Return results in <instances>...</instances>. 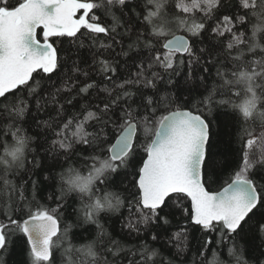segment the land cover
I'll return each mask as SVG.
<instances>
[{
    "label": "snow or ice",
    "instance_id": "snow-or-ice-1",
    "mask_svg": "<svg viewBox=\"0 0 264 264\" xmlns=\"http://www.w3.org/2000/svg\"><path fill=\"white\" fill-rule=\"evenodd\" d=\"M225 8L236 11L218 16ZM97 13L111 16L113 23L104 24ZM122 17L128 21L135 17L150 28L147 32L138 31L135 41L128 45L130 50L136 49L132 64L138 71L134 79L116 85L121 92L105 103L99 114L89 111L82 121L74 124L69 119L54 131L56 139L51 141L50 149L53 152L63 150L67 156L74 144L93 150L86 175L72 167L60 174L64 187L59 199L69 193L77 195L80 203L77 221L95 225L97 239L106 234L100 215L119 213L127 201L128 211L134 209L138 217L135 224L130 221L127 227L137 233L138 224L146 229L150 225L160 228L169 224L168 217L179 211L188 224L172 233L170 242H176L178 253L184 252L189 228L198 230L201 235L196 238V245L201 264H264V260L253 262L245 258L253 242L258 240L264 246V184L255 179L258 176L264 181V44L261 43L264 0H0V109L14 121L5 132L6 135L10 132L12 143L0 141V164L4 165L0 167V195L7 191V208L12 209L10 201L16 191L8 176L14 169H23L27 154L35 151L29 147L35 138L15 123L23 121L28 112L24 93L33 95L41 87V81L50 80L66 59L59 55L54 38L67 39L76 49L85 47L82 37H91L95 43L99 34L119 44L115 35ZM253 19L255 23H251ZM210 20H215L211 28L212 48H200L199 52L224 57L219 62L216 58L211 60L221 83L213 85L197 101L203 108L189 109L178 104V95L160 91L157 82L163 81V77L159 72L151 71V78L145 73L159 67L169 74L166 84L175 87L171 76L176 74L177 67L185 65V60H177L179 54L188 57L186 79H193L194 67L200 64L201 57L190 37L200 39ZM246 23L250 24V36L247 31L236 30L237 25ZM131 31V27H126L123 35ZM144 49L148 57L141 55ZM99 63L105 76L117 72L107 60ZM203 72H209V68H203ZM37 73L45 75L36 80ZM199 79L203 84L205 77ZM92 87L93 84H87L80 91L87 92ZM128 87L136 91L125 90ZM62 90L67 89H57ZM146 90L152 94L146 95ZM103 91L111 95L113 89ZM218 93L228 98L216 100ZM134 97L139 99L136 107L132 106ZM214 107L230 108L231 113L227 114L244 125L238 159H230L226 153L213 149L212 121L204 109L212 115ZM141 110L144 115H138ZM110 112L113 115H108ZM89 121L98 126L97 131H86ZM73 126L75 130L69 135ZM109 129L115 134L111 143ZM138 134L144 142L137 143ZM17 161L18 164L14 163ZM129 175L135 189L128 192L130 198L111 190L124 187ZM19 201L21 206L13 211L20 219H13L12 213L6 211L7 223L0 222V264H5L3 254L15 242L13 237L26 238L25 264H55L57 251L62 264H100L96 240L77 247L70 239L74 225L61 228L59 204L51 209L44 205L33 209L35 196L27 201L22 190ZM151 239L157 241L159 234L152 233ZM213 243L221 251L226 249L227 259L217 250H213L210 260L207 258V250ZM107 251L116 255L111 248ZM157 255V250L144 244L139 264H154ZM103 264H108L106 259Z\"/></svg>",
    "mask_w": 264,
    "mask_h": 264
},
{
    "label": "trees",
    "instance_id": "trees-1",
    "mask_svg": "<svg viewBox=\"0 0 264 264\" xmlns=\"http://www.w3.org/2000/svg\"><path fill=\"white\" fill-rule=\"evenodd\" d=\"M125 11L127 12L128 10L126 9ZM137 11H140V8H137ZM233 11H236V9L225 8L221 13H217V15L228 14ZM241 14H243L242 10ZM97 15L101 16L104 24L110 26L113 23L111 16H104L102 13H97ZM116 15L119 16L120 13L117 11ZM121 19L122 25L117 27V34L115 35V40L120 41L119 44L104 34H99L95 37V43H93V38L91 37H82L85 47L76 49L70 46L67 39L59 40L54 38L53 42L58 49L59 55L62 58L66 57V59L61 64L57 73L51 76L50 80L41 81V87L33 95L28 96L26 92L24 93V99L28 102V112L23 121L17 120L15 123L17 126L22 125L26 129L27 135L35 138L29 146L30 149H34L35 151H29L23 169H14L8 176V179L16 185V191L12 194L10 201L12 209L7 208V203L9 202L7 191L0 195V222L7 223L6 211L12 213L13 219H20L19 214H16L13 209L21 206L19 196L22 190L27 201H32L33 196H35V201L32 203L33 209L38 205H44L51 209L56 208L59 204L61 206V228L63 229L68 224L74 225L70 233V239H72L77 247L86 242L96 240L97 251L101 254L100 264H103L104 259L107 260L108 264H139L141 248L144 244H147L150 249L157 250L158 255L153 258L154 264H167L168 261H172V264H201V257L198 254L196 245V238L201 235L198 230L189 228L188 246L184 252L178 253L176 242H170L172 233L179 231L181 226L188 224V221L179 211L174 216L168 217L169 224L160 228L150 225L146 229L144 225L138 224L137 227L140 231L137 233L130 231L127 227L130 221L135 224L138 217L134 209L131 213L128 211L126 201L125 207L119 213H102L100 215L99 219L104 226L106 234L97 239L95 225H83L77 221V210L80 208L77 195L69 193L63 199H59L61 188L64 187L60 180V174L65 172L69 167H72L80 171L81 174L86 175L92 164V161L88 157L93 154V150L85 145L74 144L73 151L67 156L63 150L53 152L50 149L51 141L56 139L54 131L58 130L59 126H62L69 119H73L74 124L82 121L89 111L99 114V110L103 109L104 104L110 103L121 92L120 89L116 88V85L125 79H134L135 73L138 71L137 67L132 64L136 49L130 50L128 45L135 41L138 31L147 32L150 28H145L144 22L142 20L137 21L135 17L131 21H128L127 17H122ZM251 23H255V20L253 19ZM214 26L215 20L207 21V31L202 34L200 39L190 37L197 55L201 57L200 64L194 67L193 79H186L189 72L186 63L188 57L186 55L180 56L179 54L177 55V60H185V65L177 67L176 74L171 76V79L175 82V87L166 84L169 74L164 73L159 67H154L145 73L148 78H151V71L159 72L163 77V81L157 82V87L160 91H167L178 95V104L189 109H194L197 106L203 108V105H197V101L206 96L208 90L213 85L221 83L216 76V67L211 64V60L216 58L219 62L224 57H216L215 53L210 57L207 52L203 54L199 52L200 48H212V44L210 43L213 39L211 28ZM126 27H131L132 31L128 35H123ZM236 30L247 31V34L251 35L249 23H246L244 26L237 25ZM178 33L186 35L183 32ZM261 43L264 44V41H261ZM101 44H111L112 47H101ZM141 48L143 49V45H141ZM216 51H220V49ZM124 52H127L128 55H123ZM141 55L148 57L149 53L144 49ZM248 59H252V57L249 56ZM101 60H107L112 67L117 69V72L115 74L108 73L105 76L99 63ZM137 63H139V60H137ZM147 63L148 61L145 60V66ZM205 67L209 68V72H203V68ZM73 69H79V71H73ZM84 73H87V76ZM43 75L45 74H34L36 80H41V76ZM200 76L205 77L203 84H201L199 79ZM87 84H93L94 87L90 88L87 92H81L80 89ZM65 88L67 90L57 91V89ZM105 88L113 89L112 94L109 95L108 92L103 91ZM125 90L136 91L135 88L131 87ZM145 94L151 95L152 92L151 90H146ZM227 98V96L220 95L219 93L216 96V100ZM133 100L135 103L132 106L136 107L139 99L138 97H134ZM121 106H123V101L121 102ZM204 113L212 121L211 133L214 151L224 152L230 159H238L242 148L243 123L237 122L233 117L228 115L227 113H231V109L227 107H214L212 115H209L206 109H204ZM118 114L119 109H116L115 115L118 116ZM144 114L142 110L138 113V115ZM108 115H113V113L110 112ZM13 122L3 112V109H0V141L12 143L10 132L7 135L5 132L7 126ZM45 122L51 125V128L46 127ZM74 130L73 126L69 131V135ZM97 130L98 126L94 122L89 121L86 131L95 132ZM109 131V143H111L115 139V134L111 133V129ZM142 142H144L143 136L138 134L137 143ZM0 152H2V148H0ZM57 161H59L58 164L56 163ZM225 179H227V175H225ZM255 179L258 183L264 184V181L259 180L258 176ZM131 180L132 176L129 175L128 179L124 181V187H116L111 190L128 197V192L135 191L130 184ZM33 184L36 185L35 189H33ZM21 186H23L22 189ZM125 188L128 191H125ZM216 188L217 186L214 185L213 190H216ZM184 203L185 207H188V203ZM161 215H164V213H161ZM152 233L159 234L157 241L151 239ZM12 239L15 242L11 243L8 252L3 254L5 264H25L27 260L26 238L13 237ZM213 239L215 240V237ZM109 248L116 252L115 256L107 251ZM213 250L221 251L213 243L207 250V258L209 260L212 258ZM225 252L226 249L221 251L223 259H227L226 255H224ZM245 258L253 262L264 260V246H260L258 240L253 242L249 246ZM55 264H62L59 251L56 252Z\"/></svg>",
    "mask_w": 264,
    "mask_h": 264
},
{
    "label": "clouds",
    "instance_id": "clouds-1",
    "mask_svg": "<svg viewBox=\"0 0 264 264\" xmlns=\"http://www.w3.org/2000/svg\"><path fill=\"white\" fill-rule=\"evenodd\" d=\"M14 163L18 164V163H19V161H17V162H14ZM0 167H4V165L0 164Z\"/></svg>",
    "mask_w": 264,
    "mask_h": 264
},
{
    "label": "water",
    "instance_id": "water-1",
    "mask_svg": "<svg viewBox=\"0 0 264 264\" xmlns=\"http://www.w3.org/2000/svg\"><path fill=\"white\" fill-rule=\"evenodd\" d=\"M178 35H185V34H182V33H177ZM114 141V140H113Z\"/></svg>",
    "mask_w": 264,
    "mask_h": 264
}]
</instances>
